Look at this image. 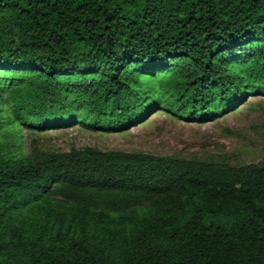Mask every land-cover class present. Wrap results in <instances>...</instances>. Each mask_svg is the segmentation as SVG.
Wrapping results in <instances>:
<instances>
[{"label":"trees","instance_id":"1","mask_svg":"<svg viewBox=\"0 0 264 264\" xmlns=\"http://www.w3.org/2000/svg\"><path fill=\"white\" fill-rule=\"evenodd\" d=\"M253 94L264 0H0V264H264V157L23 147Z\"/></svg>","mask_w":264,"mask_h":264},{"label":"rangeland","instance_id":"2","mask_svg":"<svg viewBox=\"0 0 264 264\" xmlns=\"http://www.w3.org/2000/svg\"><path fill=\"white\" fill-rule=\"evenodd\" d=\"M245 103L241 109L207 123L159 110L125 131L94 130L82 125L39 134L26 131L23 147L26 150L30 137H35L41 149L51 151L90 146L183 158H223L231 164L256 163L264 157V95L253 94Z\"/></svg>","mask_w":264,"mask_h":264}]
</instances>
